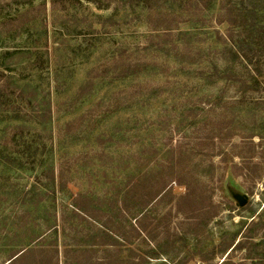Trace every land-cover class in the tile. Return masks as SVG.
Returning a JSON list of instances; mask_svg holds the SVG:
<instances>
[{"label":"rangeland","instance_id":"1","mask_svg":"<svg viewBox=\"0 0 264 264\" xmlns=\"http://www.w3.org/2000/svg\"><path fill=\"white\" fill-rule=\"evenodd\" d=\"M0 264H264V0H0Z\"/></svg>","mask_w":264,"mask_h":264},{"label":"trees","instance_id":"2","mask_svg":"<svg viewBox=\"0 0 264 264\" xmlns=\"http://www.w3.org/2000/svg\"><path fill=\"white\" fill-rule=\"evenodd\" d=\"M233 31L232 30H228V32H224V36L225 38H227V40L229 42H231L230 40H232L233 38ZM142 172H140L137 176H133L132 179L130 180V189L131 190H135L139 187V184L141 183L142 181ZM171 187V186H169ZM168 187V188H169ZM167 186H164L161 188V190L158 192V196L157 198L162 194V193H165V191L168 189ZM225 259L223 260V263H224Z\"/></svg>","mask_w":264,"mask_h":264}]
</instances>
